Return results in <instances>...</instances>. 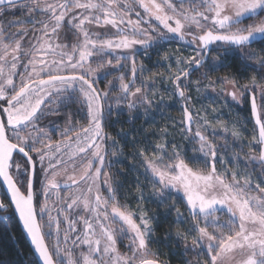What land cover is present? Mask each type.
<instances>
[{
	"label": "snow or ice",
	"instance_id": "snow-or-ice-1",
	"mask_svg": "<svg viewBox=\"0 0 264 264\" xmlns=\"http://www.w3.org/2000/svg\"><path fill=\"white\" fill-rule=\"evenodd\" d=\"M173 42L192 52L165 56L166 75L137 59ZM201 93L229 116L248 101L249 116L196 109ZM176 105L171 127L198 146L167 126L160 143L107 131ZM120 157L135 208L110 171ZM0 188V236L19 223L29 264H170L159 246L172 241L196 264H264V0H0ZM161 218L182 230L158 237Z\"/></svg>",
	"mask_w": 264,
	"mask_h": 264
},
{
	"label": "trees",
	"instance_id": "trees-1",
	"mask_svg": "<svg viewBox=\"0 0 264 264\" xmlns=\"http://www.w3.org/2000/svg\"><path fill=\"white\" fill-rule=\"evenodd\" d=\"M11 18L10 16H6L5 19ZM254 48L259 49L262 47L260 44H254ZM177 49L179 52H177ZM192 49L187 47V45L183 42H173L165 44L162 48L154 49L149 52L151 59H147L144 56H138V60H143L144 63L152 69L153 73H160L161 75L167 74V66L164 64L163 58L168 55H178L179 53H183V55L187 56L190 55ZM157 61H161L163 66H157ZM240 67L238 61H231L230 67L221 68L219 71L214 73H209V80H216L218 76H223L225 74L233 73L236 71L237 68ZM173 70H175V66H173ZM253 73L248 72L244 74V78L241 80V83H248L251 79ZM199 75H194L192 77L193 80L198 79ZM207 82V81H206ZM101 87H104L101 84ZM164 85H161L159 82L157 83V88L162 89ZM161 95H165V100L168 101V97L162 91ZM205 94L201 93V101L200 103L195 104L196 109H200L201 105L206 108L211 109L215 107L218 111H223L225 116L222 119H239L241 123H244L245 118L249 116L250 113V102L245 101L242 105L231 104V113L232 115L229 116V108H224L220 103L213 104L209 99H203ZM193 96L195 98L196 93L193 91ZM170 103V101H169ZM209 119H211V114H209ZM182 119V112L180 110L179 105L175 107H167L162 108L161 112H157L155 114L154 120H149L146 122L143 118L138 119L133 124L123 123V121L127 120V117H121V123L116 124L114 127L107 129V131L114 137H116L117 133L123 128L124 131H129L133 127L137 129H142V135L148 137L150 141L153 143H160L163 142V134L158 132L159 129H163L165 126L168 127V136L167 139L169 141H173L178 145H182L184 147H196L198 145H188L186 141L182 139L181 132L179 128L171 127L173 121H179ZM249 131L251 130V124L248 125ZM156 133V135H153ZM247 135V133H245ZM159 137V139L157 138ZM53 139H58V137L54 136ZM117 139H119L117 137ZM222 143L223 141H218ZM231 143V141H229ZM119 143L123 145L125 143L124 140L119 139ZM245 152L248 151L247 148L244 149ZM131 152L130 148H125V153L128 154ZM189 155L191 153L189 152ZM123 161L122 163H115L113 167L110 169L111 173L114 175V178L117 182L123 185V188L120 191V197H127L128 201L130 202L133 208L136 207V190H135V179L136 174L129 170V164L132 163L130 159H126L125 157H120ZM218 168L222 169L224 166L218 164ZM126 173V175H120V173ZM143 180V177H141ZM4 191L3 188H0V194ZM147 196V193H145ZM123 202V200H122ZM143 206L145 208L151 209L152 211H160L155 204H153L150 200L145 199L143 202ZM181 211H184L182 205H180ZM225 218L222 216V219ZM183 226H173L169 229V222H163L161 218V227L158 228L156 235L158 237H163L165 233L169 230L175 232L177 230H182ZM15 235V240L10 239L7 235L0 236V252L3 253V256L0 259H4L6 262L11 261L12 264H29V262L34 258L32 255V248L20 226L19 223L13 222L9 229ZM3 231V228L0 227V232ZM49 245L53 243V241H48ZM167 243L168 246H164ZM156 246H154L155 248ZM122 251H126L123 245L120 246ZM159 250L161 253V259L167 258L170 261V264H184L185 260H189L188 254L187 256L183 255L182 248H178L175 246V241L169 242H162L159 246ZM20 252L22 255L17 256V252ZM196 264V263H194Z\"/></svg>",
	"mask_w": 264,
	"mask_h": 264
},
{
	"label": "rangeland",
	"instance_id": "rangeland-1",
	"mask_svg": "<svg viewBox=\"0 0 264 264\" xmlns=\"http://www.w3.org/2000/svg\"><path fill=\"white\" fill-rule=\"evenodd\" d=\"M8 19H10V18H8ZM64 193H62V195H63ZM105 195H106V193H105ZM222 218V217H221ZM224 219V218H223ZM78 227H82L81 225H78ZM54 242V241H53ZM127 243V241H125V244ZM121 250V249H120ZM121 252H124V251H122L121 250ZM188 257H189V260H191L192 262H193V264L194 263H196V256H195V254L193 253V252H191V251H189V253H188Z\"/></svg>",
	"mask_w": 264,
	"mask_h": 264
},
{
	"label": "water",
	"instance_id": "water-1",
	"mask_svg": "<svg viewBox=\"0 0 264 264\" xmlns=\"http://www.w3.org/2000/svg\"><path fill=\"white\" fill-rule=\"evenodd\" d=\"M26 236V235H25ZM26 238H27V236H26ZM27 240H28V238H27ZM28 242H29V240H28ZM30 244V243H29ZM31 246V245H30ZM32 248V247H31Z\"/></svg>",
	"mask_w": 264,
	"mask_h": 264
}]
</instances>
